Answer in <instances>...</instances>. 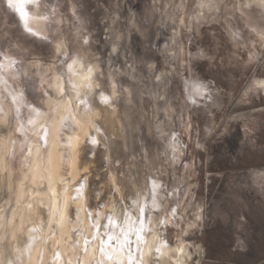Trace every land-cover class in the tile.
<instances>
[{
	"label": "clouds",
	"instance_id": "9594fccd",
	"mask_svg": "<svg viewBox=\"0 0 264 264\" xmlns=\"http://www.w3.org/2000/svg\"><path fill=\"white\" fill-rule=\"evenodd\" d=\"M27 2L31 25L0 0V46L6 26L43 33L50 63L12 45L20 67L9 73L15 89L0 96L3 155L12 154L9 141L24 153L27 139L12 137L32 123L36 105L55 121L66 117L53 106L70 103L77 131L69 141L87 139L84 171L99 181L89 197L110 219L125 212L136 264H233L235 250L251 243L242 218L264 216V0ZM74 64L86 75L69 76ZM79 155L60 153L58 162L74 167ZM10 190L0 174V199Z\"/></svg>",
	"mask_w": 264,
	"mask_h": 264
},
{
	"label": "bare ground",
	"instance_id": "6f19581e",
	"mask_svg": "<svg viewBox=\"0 0 264 264\" xmlns=\"http://www.w3.org/2000/svg\"><path fill=\"white\" fill-rule=\"evenodd\" d=\"M83 75L86 73L82 72L79 65L74 64L69 70V76L74 78H82ZM64 109L65 106L62 108V112L66 118L58 117V123L49 133L50 136L47 135L48 138L50 137V140L46 138L50 146H48L49 150L45 160L42 159L38 140L35 144L32 143L27 158L26 173H29V177H31L29 183H32L31 185L35 188L40 185L45 186L46 188H43L46 190L45 193L34 194L35 190L32 192L31 189L30 191L31 186L29 187V185V189L26 190L23 188L22 182L18 184L13 182L11 171L8 173L11 190L9 201L5 206L6 211L0 212V217H2L0 219V260H4L5 264L7 261H11L12 264H99L103 257L110 256L116 264H128L125 260L131 259L136 262L140 259L137 247L133 251L136 252L135 255H128L123 250H117L114 254L108 252L105 246L106 234L105 236L97 235L91 249L84 241L87 234L90 233L88 211L91 208L100 209V203L89 197V193L86 192L89 189L84 188L86 191L84 190L82 196L75 190V186L77 187L83 181H80V177L84 178L81 173L85 168L84 162L88 158L84 149L91 148V145L88 144L86 138L81 144L79 136L73 137L69 141V137L73 136L77 128L72 121L71 107L67 106L66 111ZM70 151L73 154L80 153L74 167L58 162L60 153H63V159L67 160ZM0 168L2 171L8 169L4 155L0 156ZM67 177L72 180L71 184L68 183L69 185L63 184ZM88 182L89 179H87L86 185H90ZM93 187L91 185V190ZM85 208L86 211H83L82 209ZM21 209L25 211L14 216V210ZM60 211L64 214L63 220L57 222L61 219L58 215ZM108 214L110 215V213ZM6 221H11V223H6ZM76 226H81L82 230H79L85 237L75 236ZM15 229H20V231L16 233V240H12ZM48 242L51 243H49L51 249L47 246ZM14 247H18L20 252H15Z\"/></svg>",
	"mask_w": 264,
	"mask_h": 264
},
{
	"label": "rangeland",
	"instance_id": "374dc122",
	"mask_svg": "<svg viewBox=\"0 0 264 264\" xmlns=\"http://www.w3.org/2000/svg\"><path fill=\"white\" fill-rule=\"evenodd\" d=\"M11 2L15 4L14 15L17 18L23 19L26 24L31 25L33 23L34 17L32 15V9L29 3L27 2V0H11ZM92 7H94V5H92ZM8 23L11 24L12 21L9 20ZM4 30L8 32V39L4 42L3 46H0V53H3V55H0V96L7 95L8 92L13 91L16 87L15 84L12 82L11 77L9 76V73L15 71L20 67L18 63L20 56L17 54V48L12 47L13 44L17 45L19 48L25 49L27 51L29 58H37L42 64L45 65L50 63V61L46 58V52L49 45L47 41L43 39V35H44L43 33H39L37 35H32L31 33L22 34V30H18L17 28H8L7 26L5 27ZM61 68L56 69L57 73L60 72ZM33 71H35V69H33ZM4 80H7L8 84L11 85V88H9L7 91H4V83H3ZM60 85L62 87H66L67 86L66 80L60 81ZM45 87H47V85H45ZM49 94L54 95V93H52L51 91L49 92ZM11 99L12 97H9V101H11ZM17 103L23 104L25 103V101L23 99H18ZM64 106L65 105L63 103H61L58 106L54 105L53 114H55L56 112H62V108ZM67 106L71 107L70 103ZM36 107L39 109V111L33 114L32 123L26 124L24 131L17 132L12 137L13 140L17 141V144L23 143L25 139H27V146L24 148V153H26L27 155L24 156V153L20 154L19 156L16 155L18 151V147L15 144H11V141H9V144L11 145L12 154L7 157L4 156L6 159L8 169L7 171L5 170L2 171L0 168V174L8 176L9 171H11L10 173L13 174L12 175L13 176L12 180H14L13 182H15L16 184L22 182L21 184L23 188H25L26 190L29 189L28 188L29 185V187L31 186L30 191L31 189L32 192L35 190L33 192L34 194H38V193L43 194L45 193L44 191H46L43 190V188L44 189L46 188L45 186L40 185L39 187L35 188V186L31 185L32 183L31 184L29 183V181L31 182V177H29L30 176L29 173H26L28 166L27 158L32 145L35 144L36 141L38 140L39 141L38 145L40 144L39 146L41 147L40 149H41L42 159L43 161L45 160V157L48 154L47 151L49 150L48 146H50L48 142V140H50V137L48 138V136H50L49 133L52 131L56 123H58V117L56 118L55 121H51V120L45 121L41 117L40 112H47L48 109L43 108L40 105H36ZM71 109L73 112L74 109L72 107ZM23 111L25 110L22 109V113ZM36 130L38 133L36 132ZM97 138L99 139V137ZM224 142L228 143L227 138H225ZM3 144H4V139L0 138V156L3 155V151H2ZM101 150L102 149L97 148L98 153ZM22 157L23 160L21 162ZM103 166L104 165L102 162L97 163L96 169L98 170ZM89 172H91V175H88ZM81 175H83L84 178L87 176L89 179L88 184H90V185H86V187L88 186L87 188L84 187L86 190L89 189L87 191L81 187V183L78 184L79 186L78 185L77 187L75 186V190H77V194L82 196L85 191L89 193L91 190V185L94 186L95 184H98L99 181L97 180L96 170L88 169L87 171H83ZM84 178L82 179L81 176L80 181L81 180L84 181ZM71 182L72 180L69 177H67L64 180L63 184L69 185L71 184ZM9 194L10 191H5L3 195V199H0V207H5L4 201L5 200L9 201V197H10ZM97 202L100 203L99 201ZM103 213L100 211V209L96 210L91 208V210L88 211V222L90 226V233L87 234L86 239H84L88 248L91 249L93 243H95L96 241L97 235L100 234L105 236L106 234L107 241H105V246L107 247L108 252L114 254L117 250H123L128 255H135L136 252L135 253L133 252L135 251L136 248L135 244L132 245L131 254L129 252V241L130 239H135V238L131 236V232L129 231L133 227V224L132 222L127 221V216L125 215V212L121 210L120 215L114 219H110V215L108 213L107 214L106 213L103 214ZM132 217L133 219L135 218L134 212L132 213ZM242 220L248 222L251 225L250 228L251 243H249L247 249L244 251H240L239 249L235 250L237 252V255L231 257L233 264H262V262H264V216H261L259 214H254L251 217V219H249V217H243ZM77 227L78 226H76L75 236L78 235V237H82V238L85 237L83 236L84 235L83 232L81 233L80 231L82 230L81 226L78 227V229ZM208 242L210 244L215 243V237L213 235H209ZM49 243L50 242L47 243V246L48 248L50 247L49 249H51L50 246L51 243L50 244ZM189 243H191V241H189ZM109 257L106 256L105 258L103 257L101 260L99 259L100 260L99 264H111V263L116 264V262L111 257L110 258ZM102 260L104 263L102 262ZM125 261L128 262V264L136 263L132 259Z\"/></svg>",
	"mask_w": 264,
	"mask_h": 264
},
{
	"label": "snow or ice",
	"instance_id": "6c2138e0",
	"mask_svg": "<svg viewBox=\"0 0 264 264\" xmlns=\"http://www.w3.org/2000/svg\"><path fill=\"white\" fill-rule=\"evenodd\" d=\"M10 2H11V0H10ZM58 215L60 216L61 219H60L59 221H57V222H62V220H63V216H64L63 212L60 211V212L58 213Z\"/></svg>",
	"mask_w": 264,
	"mask_h": 264
}]
</instances>
